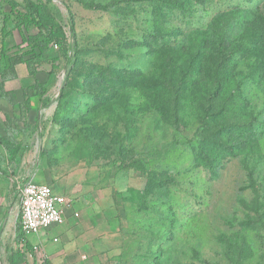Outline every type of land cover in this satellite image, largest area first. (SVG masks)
<instances>
[{"label":"rangeland","instance_id":"rangeland-1","mask_svg":"<svg viewBox=\"0 0 264 264\" xmlns=\"http://www.w3.org/2000/svg\"><path fill=\"white\" fill-rule=\"evenodd\" d=\"M16 1L25 6L26 0ZM40 1L75 41L74 50L65 55L53 47L33 75L20 64L7 74L5 88L14 89L19 101L36 81L46 83L53 98L67 85L65 102L80 113L66 125L63 147L46 151L44 160L56 173L36 172L33 181L53 188L47 178L86 167L97 188L112 191L120 230L105 264H264V49L247 48L257 34L251 11L258 7L264 15V0ZM0 8L10 11L6 0ZM2 18L0 13V54ZM20 39L14 31L7 44L15 47ZM222 39L230 45L226 54L240 46L248 50L234 56L228 91L243 96V110L227 112L217 126L201 119L199 103L174 114L158 109L146 86L134 85L109 87L114 97L99 103L97 87L85 82L89 73L106 75L109 67L151 70L163 46V54L187 55L201 42L215 57ZM55 56L59 68L53 72L46 59ZM4 69L0 56V83ZM2 101L10 100L0 90V106ZM232 115L251 134L243 148L210 167L197 155L200 142ZM19 155L12 157L0 143V264H11L17 248L25 163L38 157L35 149ZM39 253L47 257L41 246Z\"/></svg>","mask_w":264,"mask_h":264},{"label":"trees","instance_id":"trees-1","mask_svg":"<svg viewBox=\"0 0 264 264\" xmlns=\"http://www.w3.org/2000/svg\"><path fill=\"white\" fill-rule=\"evenodd\" d=\"M6 1L10 11L2 12L0 8V13L3 16L0 56L5 61L0 90L9 97L10 101L17 102L15 92L5 90L4 82L7 74L10 71L14 74L17 73V67L24 64L33 75L37 72L41 61L44 60V55L49 50L56 46L65 55H68L71 50H74L75 41H70V36L46 2L26 0L25 6H20L16 0ZM251 13L250 25L252 26V21L255 19L257 34L251 39L248 44L250 46L247 48L261 53L264 49V15L260 13L258 7ZM12 22L14 26L10 28ZM71 25V35L74 36L75 31L73 32V24ZM33 29L35 32H32ZM14 31L20 34L21 39L15 47H9L6 38L10 37ZM221 42L219 43V52L215 57L207 56L206 50L201 47V42L187 52V55L186 53L175 56L163 54V49L166 48L163 46L156 50L160 56H156L151 70L109 67L106 75L101 71L96 72V70L89 73L85 82L90 87H97L95 89L97 92H94V95L100 100L99 103L107 102L114 97V92L106 91L109 87L120 90L131 85L142 88L146 86L153 93V103L157 108L171 111L174 114L177 112L179 115L180 111L199 103L202 110L200 112L201 119H204L208 126L215 125L214 123L221 117H225L227 112H233L235 115L237 110H240L239 112L243 110V96L239 93L233 95V92L229 95L228 91H230L232 82L230 71L234 56L239 52L248 50L240 46L226 54L224 48H230V45L224 39ZM46 61H51L53 72L58 70L59 56L46 59ZM261 63V68H264V58ZM68 88L69 86L63 85L56 98L49 97V86L39 81L23 90L22 101L24 102H57V109L51 125L56 127L57 132L61 134L58 140L62 143L66 141L64 134L70 133L66 125L74 119L76 114L79 115L80 113H78L79 109L70 104L69 101L65 102L67 94L71 92ZM231 117L233 120L219 126L218 129L211 130L207 138H203L200 142L197 155L201 159L203 157L210 167L224 163L229 154L243 148L247 143L245 138L251 134L250 130L242 126L241 121L238 120L239 117L233 115ZM43 126L45 127V125ZM0 143L12 157H17L21 149L20 142L11 137H2ZM44 155V152L40 153L38 161H43ZM259 198L261 197L259 196ZM18 231L17 248L11 254V264H52L46 257L41 262L38 260L37 252L24 236L20 224Z\"/></svg>","mask_w":264,"mask_h":264},{"label":"crops","instance_id":"crops-1","mask_svg":"<svg viewBox=\"0 0 264 264\" xmlns=\"http://www.w3.org/2000/svg\"><path fill=\"white\" fill-rule=\"evenodd\" d=\"M5 90L16 92L7 87ZM56 109V101L19 100L9 101L8 104L2 101L0 138L11 137L20 142V155L35 149L38 157L42 152L45 157L46 151L63 147V143L58 140L61 134L53 130L49 132L43 126L44 121L51 125ZM38 157L25 163L27 182L34 179L36 172L56 173L55 167L49 166L45 160L38 161ZM88 172V168L83 167L65 173L62 178H47L48 182H53L56 193L72 199L71 205L65 210L62 224L53 225L28 238L33 246H41L52 264H105L106 256L115 249L120 220L114 217L112 191L97 188L96 183L89 180Z\"/></svg>","mask_w":264,"mask_h":264},{"label":"built area","instance_id":"built-area-1","mask_svg":"<svg viewBox=\"0 0 264 264\" xmlns=\"http://www.w3.org/2000/svg\"><path fill=\"white\" fill-rule=\"evenodd\" d=\"M71 203L70 197L56 193L49 184L33 180L26 182L20 189L19 212V224L24 236L28 239L53 225L62 224L65 210ZM34 249L41 262L44 256L39 253V245H34Z\"/></svg>","mask_w":264,"mask_h":264}]
</instances>
